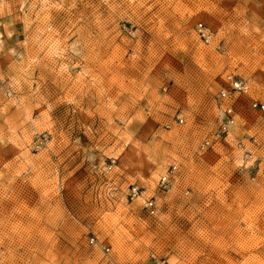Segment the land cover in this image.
Returning <instances> with one entry per match:
<instances>
[{"label":"rangeland","instance_id":"rangeland-1","mask_svg":"<svg viewBox=\"0 0 264 264\" xmlns=\"http://www.w3.org/2000/svg\"><path fill=\"white\" fill-rule=\"evenodd\" d=\"M229 72L251 92L217 136ZM250 98L264 0H0V264H264Z\"/></svg>","mask_w":264,"mask_h":264},{"label":"built area","instance_id":"built-area-1","mask_svg":"<svg viewBox=\"0 0 264 264\" xmlns=\"http://www.w3.org/2000/svg\"><path fill=\"white\" fill-rule=\"evenodd\" d=\"M197 34L204 43H209L211 38V32L202 23L199 22L196 25ZM251 92V83L245 78L236 76L233 73H227L223 79V87L218 92L219 108L222 114V122L220 124L219 132L217 136H221L223 133H227L230 128L236 122L237 108L236 102L241 97H245ZM247 107L250 111L264 112V102L261 100L250 98L247 102ZM179 123L183 121L182 118L177 117ZM209 144L208 140L202 143V147ZM175 165L170 166L159 178V187L165 189L170 184V178L175 170ZM132 194L136 195V187L132 188ZM144 207L149 214H154L156 211V204L153 198H148L144 202ZM90 242L94 243V238H90Z\"/></svg>","mask_w":264,"mask_h":264}]
</instances>
